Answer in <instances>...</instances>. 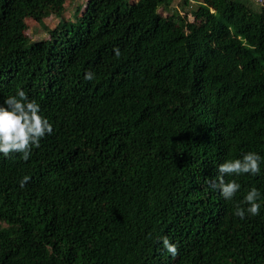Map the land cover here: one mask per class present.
I'll use <instances>...</instances> for the list:
<instances>
[{"label": "trees", "instance_id": "1", "mask_svg": "<svg viewBox=\"0 0 264 264\" xmlns=\"http://www.w3.org/2000/svg\"><path fill=\"white\" fill-rule=\"evenodd\" d=\"M66 1L0 0V104L24 90L53 125L28 161L0 154V264H264V6L87 0L47 28ZM248 152L261 172L226 200L210 181Z\"/></svg>", "mask_w": 264, "mask_h": 264}, {"label": "clouds", "instance_id": "2", "mask_svg": "<svg viewBox=\"0 0 264 264\" xmlns=\"http://www.w3.org/2000/svg\"><path fill=\"white\" fill-rule=\"evenodd\" d=\"M115 58L121 56L118 48L113 49ZM95 73L85 72V80L94 79ZM40 105L35 100H30L24 90L17 89L15 95L8 96L3 104H0V154L9 157L11 154L18 153L20 158L25 162L30 159L33 148L40 147V141L53 133V125L50 121L42 116ZM261 157L254 153L248 152L240 159L226 160L220 164L217 172L218 175L214 184L219 190L222 197L226 200H232L240 191L241 185L236 180L226 181L225 177L239 176L249 174L252 176L259 175L261 172ZM30 181L29 176H24L19 181V186L23 189ZM261 193L255 188L247 191L243 201L235 205L234 215L241 220L246 215L258 216L260 214ZM247 205V208L241 206ZM162 247L173 258L178 255V248L168 237L162 238Z\"/></svg>", "mask_w": 264, "mask_h": 264}, {"label": "rangeland", "instance_id": "3", "mask_svg": "<svg viewBox=\"0 0 264 264\" xmlns=\"http://www.w3.org/2000/svg\"><path fill=\"white\" fill-rule=\"evenodd\" d=\"M140 0H128L129 4H133L136 3ZM87 0H68L66 1V3L64 4V6L61 8L60 13H53L51 14L49 17L45 18L44 23L47 26V28L49 29H55L58 24L61 21H76L79 17H77L76 12L80 9V8H84L85 4H86ZM184 0H173V3L171 5V8L169 11H164L163 9L160 10V12L164 15V16H168L172 13H174L175 11H180V12H184L185 13H189L191 15V17L193 18L194 13L193 11L197 8V4L192 3V7H186L183 5ZM27 23V35L30 38L31 41L33 42H38L44 39H48L49 38V34L48 32L45 30L44 27H42L41 24L33 21L32 19H27L26 20Z\"/></svg>", "mask_w": 264, "mask_h": 264}, {"label": "built area", "instance_id": "4", "mask_svg": "<svg viewBox=\"0 0 264 264\" xmlns=\"http://www.w3.org/2000/svg\"><path fill=\"white\" fill-rule=\"evenodd\" d=\"M255 2L259 5H263L264 6V0H255Z\"/></svg>", "mask_w": 264, "mask_h": 264}]
</instances>
